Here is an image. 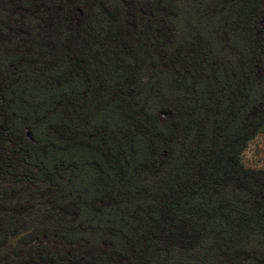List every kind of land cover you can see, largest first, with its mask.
Segmentation results:
<instances>
[{"label":"trees","instance_id":"trees-1","mask_svg":"<svg viewBox=\"0 0 264 264\" xmlns=\"http://www.w3.org/2000/svg\"><path fill=\"white\" fill-rule=\"evenodd\" d=\"M263 127L264 0H0V264H264Z\"/></svg>","mask_w":264,"mask_h":264},{"label":"rangeland","instance_id":"rangeland-1","mask_svg":"<svg viewBox=\"0 0 264 264\" xmlns=\"http://www.w3.org/2000/svg\"><path fill=\"white\" fill-rule=\"evenodd\" d=\"M28 135H30L29 132ZM241 159L243 165L247 168L264 170V127L256 134V136L252 140H250L247 148L242 153ZM9 246L10 243L8 241L3 249L8 248Z\"/></svg>","mask_w":264,"mask_h":264}]
</instances>
